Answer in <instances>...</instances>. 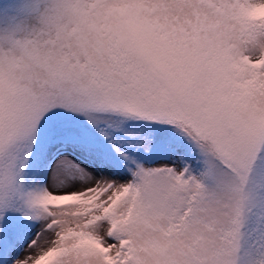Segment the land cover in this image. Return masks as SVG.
Returning a JSON list of instances; mask_svg holds the SVG:
<instances>
[{
	"label": "snow or ice",
	"instance_id": "obj_1",
	"mask_svg": "<svg viewBox=\"0 0 264 264\" xmlns=\"http://www.w3.org/2000/svg\"><path fill=\"white\" fill-rule=\"evenodd\" d=\"M0 264H264V0H0Z\"/></svg>",
	"mask_w": 264,
	"mask_h": 264
}]
</instances>
